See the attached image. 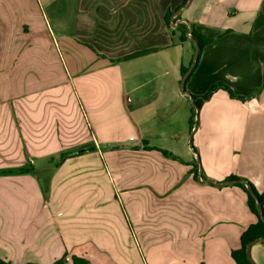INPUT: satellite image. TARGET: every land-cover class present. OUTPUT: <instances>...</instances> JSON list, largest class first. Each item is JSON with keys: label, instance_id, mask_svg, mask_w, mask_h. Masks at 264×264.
<instances>
[{"label": "crops", "instance_id": "crops-1", "mask_svg": "<svg viewBox=\"0 0 264 264\" xmlns=\"http://www.w3.org/2000/svg\"><path fill=\"white\" fill-rule=\"evenodd\" d=\"M230 176L264 192V0H0V258L236 264L258 218Z\"/></svg>", "mask_w": 264, "mask_h": 264}, {"label": "trees", "instance_id": "trees-1", "mask_svg": "<svg viewBox=\"0 0 264 264\" xmlns=\"http://www.w3.org/2000/svg\"><path fill=\"white\" fill-rule=\"evenodd\" d=\"M188 2V0H186ZM185 34L184 38L187 40L189 37L187 36V33L191 32V37L194 39V41L197 43L199 46V56L198 60L194 66V68L198 65L201 53L204 49V47L210 42L209 39L206 37L202 36L199 34L195 27L193 25H190V28L188 29L187 27L184 28ZM191 30V31H190ZM150 51H144V52H139L133 55H130L128 57H125L124 60H129L144 54L149 53ZM189 69H182V77H185L186 74L188 73ZM224 88L227 91H229L230 95L232 97H237L235 96L226 86L224 85H215L213 86L207 94L203 96H195V95H190L192 103L194 105V112L192 115V125H197L198 124V113L197 110L199 111L200 108L202 107L203 103L207 100H209L212 96V94L217 91L218 89ZM240 98V97H239ZM194 152L198 155V151L194 148ZM67 155H63L62 160L65 159ZM194 171L195 175L199 176V162L194 163ZM225 182H231L230 184L239 186L241 187L248 195V206L251 210V212L258 218V222L255 225L250 226L241 236V249L237 252L233 253V258L236 262V264H253V262L247 258L246 255V249L247 246L251 243L254 242L258 239H263L264 238V222L261 218L262 213L264 217V192L259 193L255 186L249 182L248 180L244 178H240L237 176H230L228 177ZM259 202V205H258ZM0 264H12L10 261L4 260L0 258ZM26 264H37V263H26ZM52 264H90V261L83 257V256H77V255H70L68 252H65L63 256L57 260H55Z\"/></svg>", "mask_w": 264, "mask_h": 264}, {"label": "rangeland", "instance_id": "rangeland-1", "mask_svg": "<svg viewBox=\"0 0 264 264\" xmlns=\"http://www.w3.org/2000/svg\"><path fill=\"white\" fill-rule=\"evenodd\" d=\"M41 181H42V186L44 187V193L47 194L48 191V185L46 184V180H47V174L40 172L38 173ZM42 236L39 238V242L41 244V252H39L38 255L40 256H46V258L49 260L50 259V255H52V237L48 236V229L47 228H42ZM30 241H32V237H29V240L27 241V243H29ZM38 247L35 246L34 251H37Z\"/></svg>", "mask_w": 264, "mask_h": 264}, {"label": "water", "instance_id": "water-1", "mask_svg": "<svg viewBox=\"0 0 264 264\" xmlns=\"http://www.w3.org/2000/svg\"><path fill=\"white\" fill-rule=\"evenodd\" d=\"M190 31H191V30H190ZM189 39L195 44V47H196V53H195V56H194L193 64H192L191 68L189 69L188 73L186 74V76H185L184 79H183V82H182V88H183V89H184V87H185L186 80L188 79L189 74H190L192 68L195 66V64H196V62H197V60H198V56H199V46H198L197 43L194 41V39L191 37V32H190V34H189ZM197 113H198V110H197ZM214 183H216L218 186H223V185H228V184H230L231 182H223V183L214 182ZM258 205H259V202H258ZM260 214H261V218H262V220H263V222H264V217H263V215H262L261 212H260ZM260 240H264V238H263V239H260ZM256 241H259V240H256ZM256 241H254V242H256ZM254 242H251V243L247 246V249H246V255H247V258H248V259H250V248H251V246H252V244H253Z\"/></svg>", "mask_w": 264, "mask_h": 264}]
</instances>
